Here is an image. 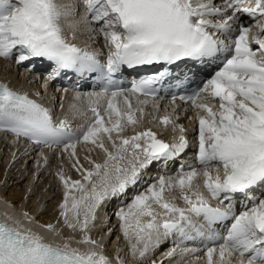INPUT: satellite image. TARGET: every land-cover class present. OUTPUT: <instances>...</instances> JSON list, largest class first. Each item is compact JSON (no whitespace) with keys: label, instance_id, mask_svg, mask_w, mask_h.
Masks as SVG:
<instances>
[{"label":"snow or ice","instance_id":"1","mask_svg":"<svg viewBox=\"0 0 264 264\" xmlns=\"http://www.w3.org/2000/svg\"><path fill=\"white\" fill-rule=\"evenodd\" d=\"M80 4L81 22L89 32L101 35L108 48L104 63L99 52L82 48L65 35L61 20L75 14L68 6L57 0H0V58L14 59L18 65L45 60L54 65L49 80L73 71L95 74L103 85L101 91L87 94V111L72 105L74 116L86 117L74 130L67 116L55 119L37 100L0 83V130L37 146L61 148L74 158L72 167L81 173L80 179L57 173L64 189L60 216L68 228L83 234L77 242L93 249L45 242L18 222L0 220V264H111L95 250L103 245L88 235L97 208L134 187L153 162L172 161L189 146L183 126L171 143L151 129L125 136L129 126L139 123L137 113L144 114L143 108H133L132 97L139 104L148 103L139 100L141 96L155 101L153 85L169 75L168 66L218 59L222 66L202 87L178 97L198 110L195 160L200 169L182 164L175 176H160L116 215L132 254L141 258L162 238L175 234L180 243L165 253L167 258L198 251L182 244L205 237L211 245H205L206 264L234 260L264 264V198L254 195L264 186V0H80ZM244 16L256 22L258 33L253 34ZM153 65L162 70L133 80L128 88L117 79L125 70ZM74 99L80 101L81 94ZM216 101L219 107L214 110ZM160 123L168 126L174 121L165 115ZM81 144L91 145L89 152H103L102 161L85 155L89 167H84L77 158ZM201 176L207 194L195 183ZM176 190L184 207L169 195ZM238 197H243L239 212ZM193 217H202L204 223H195ZM214 225H220L223 234ZM46 227L55 231L52 224Z\"/></svg>","mask_w":264,"mask_h":264},{"label":"bare ground","instance_id":"2","mask_svg":"<svg viewBox=\"0 0 264 264\" xmlns=\"http://www.w3.org/2000/svg\"><path fill=\"white\" fill-rule=\"evenodd\" d=\"M58 4L68 6L70 12L74 10L75 14H70L66 19L61 20V25L65 35L72 43L80 47H86L89 50L100 53L99 58L106 61L108 48L105 46L103 37L95 32H89L81 22L83 7L80 0H57ZM243 20L246 25L252 26L253 34L258 33L259 29L254 27L256 22L251 18L244 16ZM96 27V25H93ZM75 33V39L72 35ZM255 47V46H254ZM32 65H35L34 69ZM48 68V70H47ZM45 70L44 65L39 59L31 62H25V65H18L13 60L0 58V83L6 84L12 90L24 92L33 98H38L39 102L49 108L55 119H62L65 116L72 122L73 129L76 130L84 123L86 117L74 116L72 105L80 106L84 111L88 109L87 94L94 91L85 88L80 91H68L66 86L57 87V81L49 80L48 76L43 77L42 72L46 75L49 73V67ZM146 74L140 73L139 75ZM79 79L71 75L62 79L68 84ZM76 93H80L82 99H74ZM145 98H139L144 100ZM147 104H139L138 99L132 97L133 108H143L144 114L137 113L139 123L136 126H129L124 135L132 136L138 131L151 129L156 133L157 138L171 143L174 137L179 136V127L183 126L189 146L185 153L173 161L153 162L147 169L143 170L140 180L134 187H130L123 196L106 200L96 210V219L89 226L88 235L99 241L103 248H96L98 252H103L111 264H206L204 251L198 246L191 244H182V247L198 249L196 252L188 253L181 258L179 252L172 258H167V253L178 238L172 235L173 242L169 237L162 238L158 246L150 249L148 255L141 258L138 254L133 255L130 249L129 241L124 238L120 228V220L116 213L120 207L127 206L128 199L135 194L144 191L150 184L155 183L160 176H175L176 168L181 163L185 167L192 165L200 169V165L195 160L198 149V110L194 109L191 104L183 107H175L172 103L148 100ZM121 106L123 103L121 101ZM219 101L214 104V110L218 109ZM87 112V116H91ZM168 115L174 124L165 126L160 123V118ZM199 115H204L200 112ZM140 120H145V127ZM175 129V130H174ZM83 145V144H82ZM81 146V145H80ZM80 146L78 148H80ZM91 145H83L82 150L77 149V158L84 167H89L85 161V155L91 159L102 161L103 152L99 149L89 152ZM47 157V159H45ZM74 158H71L68 152L59 149H48L33 147L20 140L8 137L0 133V218L10 223L18 222L22 228L30 229L40 236H45L47 242L63 245L68 243L72 248H79L81 251L93 249L92 245L78 243L82 238L79 229L73 230L67 227L64 218L60 216L61 209L59 205L63 201L64 189L59 180L57 173L63 171L66 176L72 179H80L81 173L72 167ZM222 172V169H221ZM195 183L202 187L203 177L201 176ZM205 194L206 191H205ZM170 196H176V203L184 207L183 200L179 199L178 190L169 193ZM254 195L258 198H264V186L255 189ZM237 207L242 210L239 197ZM128 201V202H127ZM215 202L212 200L211 203ZM27 213V215H25ZM198 224L197 217H193ZM52 224L55 231L49 230L46 225ZM37 225V226H36ZM39 231H34V227ZM117 257L120 259L118 260ZM199 257L200 259H197ZM218 255L216 259H218ZM235 264V260L233 261Z\"/></svg>","mask_w":264,"mask_h":264},{"label":"rangeland","instance_id":"3","mask_svg":"<svg viewBox=\"0 0 264 264\" xmlns=\"http://www.w3.org/2000/svg\"><path fill=\"white\" fill-rule=\"evenodd\" d=\"M253 22H255V21H253ZM252 26H253V24H252ZM254 27H255V26H254ZM140 121H142V120H140ZM142 122H143V123L141 124V126H142V127H145V125H146L145 120H143ZM79 146H80V145L77 146V149H78V150H82V146H83V145L81 144L80 148H78ZM85 146H86V145H85ZM214 174H215V173H214ZM256 197L258 198V195H257ZM131 199H132V198L128 199V201L130 200V202H131ZM128 201H127V202H128ZM130 202H128V203H130Z\"/></svg>","mask_w":264,"mask_h":264}]
</instances>
